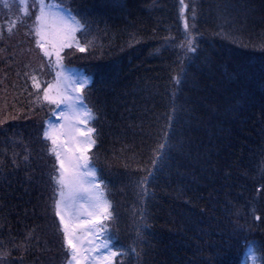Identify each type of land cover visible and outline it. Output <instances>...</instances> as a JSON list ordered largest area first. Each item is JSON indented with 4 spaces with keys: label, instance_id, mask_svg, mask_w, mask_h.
<instances>
[{
    "label": "trees",
    "instance_id": "1",
    "mask_svg": "<svg viewBox=\"0 0 264 264\" xmlns=\"http://www.w3.org/2000/svg\"><path fill=\"white\" fill-rule=\"evenodd\" d=\"M60 1L69 2L78 17L87 20L96 39L95 54L90 48L71 59L93 77L87 96L95 114L98 143L92 159L107 183L116 264H141L135 254L119 255L134 246L144 207L132 183L146 174L138 168L145 166L143 161L150 155L152 140L141 129L147 130L148 122L166 111L173 69L179 66L175 45L166 41L183 39L185 22L190 29L195 25L194 34L203 48L215 54V66L198 69L197 90L185 85L178 93L201 119L189 128L194 158L184 161L179 170H166L152 190L155 194L146 197L152 235L144 259L147 264H237L242 246L250 241L264 264V220H256L252 212L255 208V215L264 218V180L260 178L264 171V83L260 78L264 53L259 48L264 42V0H199L194 4L184 0L183 18L178 0ZM197 4L193 19L190 9ZM222 28L235 32V43L213 35ZM3 47L0 248L10 252L9 264H51L53 257L52 263L59 264L60 252L41 232L48 221L44 216L50 217L52 226L54 221L49 180L39 175L41 161L49 166L39 144V111L30 109L33 100L27 94L25 72L16 70L18 64L11 58L3 57L1 52L8 54V47ZM233 52L244 55H230ZM246 92L250 99L238 103ZM33 109L37 119L31 121ZM26 237L30 246L17 248Z\"/></svg>",
    "mask_w": 264,
    "mask_h": 264
},
{
    "label": "snow or ice",
    "instance_id": "2",
    "mask_svg": "<svg viewBox=\"0 0 264 264\" xmlns=\"http://www.w3.org/2000/svg\"><path fill=\"white\" fill-rule=\"evenodd\" d=\"M180 13L183 18L185 7L184 0H180ZM4 8L9 13L13 11V5L5 2ZM18 15L16 19H9L6 22V31L9 36L14 35L13 29H18L26 19L34 21L31 31L35 35V45L42 53L41 62L31 71L24 73L25 84L31 81V86L36 91L31 93L37 101H46L56 105L53 115L58 116V123L46 121L48 125L44 128L43 137L50 141L51 146L48 151L55 155V164L58 167L51 179L57 185L55 204V216L59 218V228L63 233V244L67 247L70 258L69 264H113V257L118 255L113 250L110 237L105 235L107 225L102 223L109 219H114L109 202L104 198L103 191L97 178V169L91 162L90 149L97 145L94 138L96 129L89 126V121L95 118L92 109L88 108L84 101V90L89 83V78L84 75L69 74L63 65L64 49H75L84 53L88 49L96 52V40L91 34V26L84 18H78L73 14L71 8H66L62 4H52L46 0H34L31 5L33 9L29 12L27 0H19L16 5ZM193 19H195V8H193ZM185 32L183 39L178 43L166 41V44H174L177 50V61L179 65L173 69L171 76L172 88L171 96L166 105V111L160 115H155L147 124V130L142 127L144 134L152 140L148 146L150 155L143 161L145 166L138 168V171L146 173L135 178L132 183L137 189V197L144 205L140 209L137 220L133 247L128 251H121L119 255L124 256L129 253L141 264H147L144 259L151 249L152 227L148 223L151 219L147 214L146 197L153 196L152 191L157 187L166 170L175 167L179 170L183 167V162L194 158V145L192 137L189 135V128L193 121L201 122L196 113V109L183 100L178 94L185 85H190L192 90L198 89L199 81L197 71L203 66H215V54L203 48L198 34H194L195 25L189 28L185 22ZM84 36V42L77 39V33ZM5 35V25L0 24V38ZM225 39L236 42L233 30L219 33ZM247 47V45H244ZM253 47H256L253 45ZM259 48L264 53V42ZM101 55L103 52L101 50ZM232 56L244 55L231 53ZM47 58V66L53 70L59 68L55 73V80L42 82L37 78L36 73L45 67L43 61ZM54 58V62H53ZM28 68L29 65H24ZM261 82L264 83V61L261 64ZM223 85V81L220 82ZM42 93V95H41ZM251 97L250 93L240 96L238 103L247 102ZM264 103V99H262ZM61 105L65 110L61 111ZM2 123V121H0ZM143 124V122H142ZM261 180H264V171L261 172ZM256 220H264L260 215H255L256 209H252ZM238 228L243 225L237 224ZM97 234L105 235L103 240H99ZM31 235V233H30ZM38 241L39 237H35ZM30 246L27 237L25 243L17 248ZM137 246L139 251H137ZM104 249L101 253L99 250ZM95 252L96 255H90ZM249 259L255 264L256 254L252 248L248 249ZM10 252L0 248V264H9Z\"/></svg>",
    "mask_w": 264,
    "mask_h": 264
},
{
    "label": "rangeland",
    "instance_id": "3",
    "mask_svg": "<svg viewBox=\"0 0 264 264\" xmlns=\"http://www.w3.org/2000/svg\"><path fill=\"white\" fill-rule=\"evenodd\" d=\"M151 1V3H157V2H160V0H150ZM162 1V0H161ZM187 1V3H191V4H194V3H196V2H198L199 0H186ZM5 2H7V3H11V0H0V24H4L5 25V35H4V37L1 39L0 38V45H2V44H5V47H3L1 50H6L7 49V47H8V54L7 53H4V52H1V54L3 55V57L5 58V57H8V58H11L12 60L11 61H14L16 64H18V65H16V70H19L21 73L24 71V72H26V71H31V69L32 68H34V67H36L39 63H40V60H38V59H36V58H34V56H33V54H32V52L30 51V46L32 45V43L31 42H29L30 40L28 39V41L25 39V36H24V31H23V28H24V25L23 24H21L20 26H19V28L18 29H16V28H14L13 29V31H14V35H12V36H9L8 35V33H7V31H6V22H7V20H9V19H16L17 18V16L18 15H23V14H21V13H19L18 12V9L17 8H13V11H12V13H9L8 12V10L7 9H5L4 8V3ZM179 0H178V4H179ZM255 2H257V1H255ZM68 4L70 5V3L68 2ZM199 4H197L196 6H194V7H191V9H190V12L191 13H193V8H195V11L197 10V8L199 7L198 6ZM71 6V5H70ZM198 6V7H197ZM72 7V6H71ZM181 7V6H180ZM75 11H77L74 7H72ZM198 12V11H197ZM196 13V12H195ZM189 16V15H188ZM190 16H192V14H190ZM257 23H260V22H257ZM98 30V29H97ZM92 33V32H91ZM25 40H24V39ZM18 39L19 40H21L20 42L18 41ZM23 39V40H22ZM77 39H79L80 41H81V43H83L84 42V36L81 34V33H77ZM18 41V43H17V41ZM96 40V39H95ZM74 53H77L76 55H78V54H80L81 52H78L76 49H75V47H73L72 49H64V51L61 53V55L64 57H66V55L65 54H68L67 56L69 57V56H72V57H74ZM64 54V55H63ZM53 62H54V58H53ZM48 63V62H47ZM47 63H46V65H47ZM29 65V67L28 68H25L24 67V65ZM18 66H20V68H17ZM66 69V68H65ZM66 71L70 74V72H71V70H69V69H66ZM35 74V73H34ZM35 75H37V78L39 79V73L38 74H35ZM71 75V74H70ZM77 75H81V74H77ZM28 84H29V90H28V97L29 96H33L31 93H34L35 92V89H33L32 88V86H31V81L30 80H28V82H27ZM31 104V106H30V109H31V107L33 108V107H35L34 106V104L33 103H30ZM65 110V109H64ZM31 112H30V114H29V117L31 118V121H33L34 119H37V114L34 112V111H36L35 109H33V110H30ZM41 110H39V115L41 114V112H40ZM39 118H40V116H39ZM92 121L93 120H90L89 121V126H92ZM31 131V130H30ZM94 138H96L97 139V134H95L94 135ZM40 144V143H39ZM33 145H35V147L37 146V143H34ZM95 149H96V145L95 146H93V148L92 149H90V151H89V155H90V158H91V161H93V157H95ZM41 159H43L44 160V158L42 157V155H41V157H40ZM47 168H48V165L47 164H45L44 162H40L39 163V175H41V178L42 179H44L45 180V178H46V176H47ZM41 183H44L45 181H40ZM105 183V185L107 184L106 182H104ZM104 183L103 182H101L100 183V188H101V190L103 191V195H104V198L109 202V204H110V209H109V211H111V209H112V207H111V203H110V201H109V199H108V195H107V190H106V188H105V186H104ZM102 185V186H101ZM43 193V192H42ZM46 219H48V221H46V222H44L45 223V225H43L42 227H41V232H42V234L43 235H45V237H46V239L47 240H49V243L51 244V246L53 247V249H54V247H55V250L54 251H61V246H60V244H59V246L57 245V241H59L58 240V238H56V232H55V229L53 228L54 226H52L51 224H50V217L49 216H44ZM112 219H109V220H107V221H103L102 223H104L105 225H107V227L105 228V235L106 236H109L110 234H109V231H110V226H109V221H111ZM49 228L51 229V230H49ZM98 235V237H99V240H103L104 238H105V235H100V234H97ZM110 237V239L112 240V237L111 236H109ZM58 246V247H57ZM101 253H103V252H105V250L104 249H100L99 250ZM51 252V250H49V253ZM256 254V253H255ZM90 255H96V253L95 252H92V253H90ZM50 256V255H49ZM47 258L49 259V257H48V255H47ZM55 257H53V258H51V264H56V263H52V260L54 259ZM113 260H114V257H113ZM247 264H252V261L249 259V257H248V260H247ZM255 264H262V259H261V263H260V259H259V257L256 255V261H255Z\"/></svg>",
    "mask_w": 264,
    "mask_h": 264
},
{
    "label": "bare ground",
    "instance_id": "4",
    "mask_svg": "<svg viewBox=\"0 0 264 264\" xmlns=\"http://www.w3.org/2000/svg\"><path fill=\"white\" fill-rule=\"evenodd\" d=\"M98 140V139H97Z\"/></svg>",
    "mask_w": 264,
    "mask_h": 264
}]
</instances>
